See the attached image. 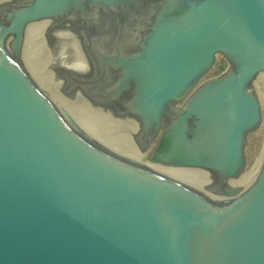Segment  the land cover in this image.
<instances>
[{"label":"water","instance_id":"obj_1","mask_svg":"<svg viewBox=\"0 0 264 264\" xmlns=\"http://www.w3.org/2000/svg\"><path fill=\"white\" fill-rule=\"evenodd\" d=\"M0 264H264V0H0Z\"/></svg>","mask_w":264,"mask_h":264},{"label":"flooded vegetation","instance_id":"obj_2","mask_svg":"<svg viewBox=\"0 0 264 264\" xmlns=\"http://www.w3.org/2000/svg\"><path fill=\"white\" fill-rule=\"evenodd\" d=\"M183 13H185V10L177 11L173 15H169L167 17H170V16H180ZM148 17L149 18L147 19V21L146 20L143 21V23L140 24L139 26L137 25L138 20H137V18H135V19H133V22L131 21L128 25H126L125 27H123V29L121 31V36L117 40L118 41L117 42V45L114 47V51H115L114 54L115 55L113 54L112 56H110L109 53L107 52L106 47H101V56H102L101 61L108 60L109 63H112L116 67V65H117L116 60H117V56H118L117 53H118L119 50L121 51L122 49H125L126 53L130 54L131 56L139 54L141 52V41L149 33V29H150V27L152 25V15H150ZM129 29H130V35H128ZM121 37L124 40H126L127 38L129 40H130V38L134 40V41H131L130 46L128 47V49H127V46L126 45H121L120 44ZM104 64L105 63L102 62L101 63V66H103ZM225 71H222L220 73V75H218V77L213 78V79H209L208 81H215V80H217ZM179 106H182V105H179ZM179 106H178V108H179ZM163 143H166L167 144V147H166L167 149H165L164 151L161 150V147L163 146ZM171 145H172L171 140L168 137H160L159 140H158V143H157L156 147L154 148V151L151 154L152 155V160L155 161L157 159H160L165 154H167V152L171 148Z\"/></svg>","mask_w":264,"mask_h":264},{"label":"trees","instance_id":"obj_3","mask_svg":"<svg viewBox=\"0 0 264 264\" xmlns=\"http://www.w3.org/2000/svg\"><path fill=\"white\" fill-rule=\"evenodd\" d=\"M166 147H167V144L166 143H163V146L161 147V150L164 151L165 149H167Z\"/></svg>","mask_w":264,"mask_h":264}]
</instances>
